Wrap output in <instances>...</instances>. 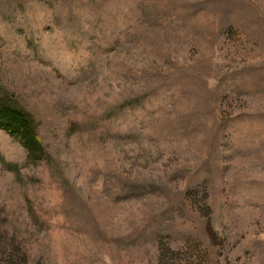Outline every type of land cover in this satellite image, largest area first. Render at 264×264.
<instances>
[{"label": "rangeland", "instance_id": "1", "mask_svg": "<svg viewBox=\"0 0 264 264\" xmlns=\"http://www.w3.org/2000/svg\"><path fill=\"white\" fill-rule=\"evenodd\" d=\"M0 264H264V0H0Z\"/></svg>", "mask_w": 264, "mask_h": 264}, {"label": "trees", "instance_id": "2", "mask_svg": "<svg viewBox=\"0 0 264 264\" xmlns=\"http://www.w3.org/2000/svg\"><path fill=\"white\" fill-rule=\"evenodd\" d=\"M36 123L30 113L17 104L9 95L0 90V130L15 139L26 151V162L37 163L41 160L52 164V157L46 153L39 139ZM16 255L23 259L18 264H27V256Z\"/></svg>", "mask_w": 264, "mask_h": 264}]
</instances>
